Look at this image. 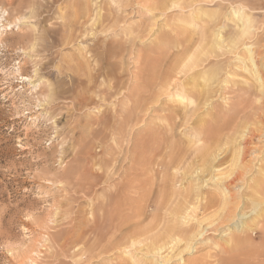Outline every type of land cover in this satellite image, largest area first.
Here are the masks:
<instances>
[{"label": "rangeland", "instance_id": "rangeland-1", "mask_svg": "<svg viewBox=\"0 0 264 264\" xmlns=\"http://www.w3.org/2000/svg\"><path fill=\"white\" fill-rule=\"evenodd\" d=\"M149 1L0 0V22H12L0 23V264H163L133 240L156 222L179 227L172 211L198 182L183 173L195 167L199 147L211 132H222L224 144L236 124L264 125V94L246 69L245 48L252 45L264 75V0H199L170 10ZM233 7L249 17L245 34L236 36L226 17ZM184 54L202 61L181 79L186 93L203 86L206 70L219 69L210 105L197 98L186 108L176 93L152 100L161 75ZM261 157L253 183L263 175ZM217 165L230 168L231 157ZM205 184L215 195L227 187ZM205 214L214 212L198 217ZM233 226L195 239L164 264H181L179 256L264 264V219L246 232Z\"/></svg>", "mask_w": 264, "mask_h": 264}, {"label": "bare ground", "instance_id": "bare-ground-1", "mask_svg": "<svg viewBox=\"0 0 264 264\" xmlns=\"http://www.w3.org/2000/svg\"><path fill=\"white\" fill-rule=\"evenodd\" d=\"M196 1L199 0H150L149 2L151 6H154L156 8L170 10L172 8L183 7L186 4L193 5ZM5 13L6 11H4V15ZM98 15L100 17V20H102V14L100 11H98ZM93 16V21H95L97 14H94ZM226 17H229V20H233L236 27L239 28V32L236 34V36H238L240 33L245 34L248 32L249 27L247 22L249 21V17L244 14L243 8L233 7ZM11 24L12 22L8 24L3 22L1 23V26H10ZM224 25L225 24H223V26ZM222 32V30H219L217 32V36L219 40L224 42L226 41V39H224V35H222ZM231 40L233 42L235 41V39ZM32 44L34 45V43ZM251 47L252 45L250 44L245 47L250 55L249 59L251 63V65L249 64V67H247L246 69L254 76V78L259 81L257 85L258 87H260L261 94H264V75L261 72L259 65L257 64V59L253 53L254 50L252 51ZM101 58L102 57L98 55V61ZM199 60L200 59L198 57H191L188 54L180 55L179 58L174 60L170 68L163 75H161V82L160 84H158L159 88L155 93L152 94V100L157 102L160 100V98H162L161 96L164 94L166 95L168 93L170 95L172 93H176V95L181 98V103L189 109H191L190 105H193L195 104V102H197V98L199 100H201V98H204V103L206 102L207 104L212 102V100H214V96L219 93V91H215V88L213 89L212 87V84L216 82V76L219 75V69H217L218 71L213 69L209 71L206 70L208 76L203 77V86L201 88H199L198 86L199 89L196 90H192V87L188 93H186L188 90L183 86L184 81L181 80L182 78L185 80V77L186 79H190V75L186 76V74H189L192 71L191 69H193L194 67L201 66L200 64H202V61ZM26 77L29 78V80L31 79L28 76ZM223 100L226 101V97H223ZM258 122L259 121H257L255 118L251 123L245 121V123L240 125L233 124V127L229 125L230 127H232V133L226 136V141L224 140V144V137L221 136L222 132H211L207 136V138L209 137V142L205 146H202V148L199 147L200 153L198 152L197 155L198 157L200 156V158H197L198 161L196 160L197 163L195 167L190 165L188 169H184L183 176L187 175L188 173H196L197 178L195 179H197L198 182L194 183L195 185L193 184L185 188L184 191L180 192L177 197V206H172L173 219L175 220L176 216H180L182 218V221H180L179 223V227H176V225L178 224L176 220L175 222H173L172 226L169 225L168 227H165L163 229L160 228L161 224L159 222H156L154 226L152 225V228H150L148 231H145L144 233L139 232V236H137L136 234L137 237L134 238V240L132 239L133 243H145L146 247L155 252L159 259L161 258V261L165 263L166 261L172 259L173 256L181 255L186 249H191L192 242L195 239L196 241L199 239H203L205 238V236H207V234H210L212 232L217 233V231L219 230L220 232H225L226 230L225 234H228L232 223L234 225L232 227V230H243L244 232H246V230L248 231L256 224H258L260 217L264 219V168H261L262 170L260 171V175H263L256 180L257 183L255 181L254 183L250 181V176L253 174L252 172H254V167L259 159L262 158L261 156L264 152V125L259 124ZM202 134L203 132L198 136L201 138V136L205 135V133L203 135ZM258 142L262 143V145L258 144ZM258 145H260V147L262 148L258 147ZM228 157H231L232 160L231 167L224 170L217 169L220 167V164L217 165V163L221 160L228 159ZM186 160V157L179 159V161H177L178 166L184 167L186 165ZM172 162L173 160H169L165 165H170ZM211 179H215V181L223 180L227 185L226 189H224L223 191H226H222L220 195L206 192V190L204 189V187H206L205 182H208ZM231 188L235 189L237 193H231ZM163 195L165 196V194ZM166 199L167 198H165V200ZM164 205H166L165 202ZM247 208H249V210H246ZM200 212L202 214L206 212H208V214L214 212V215L209 214L208 216L205 214L207 217L204 216L205 218L203 217V219H201L198 217L200 215ZM248 213L255 214L253 217L254 221L252 220V224H249L250 222L247 221V218L249 217ZM141 236L144 238H142ZM238 237L239 235L237 236V238ZM241 237H239V239ZM241 239H243V237ZM238 241L236 240V242ZM91 250L92 249H90L89 252ZM81 253L83 254V252ZM179 258L182 259L181 264L188 263V261H185L183 257L179 256ZM199 262H189L188 264H201Z\"/></svg>", "mask_w": 264, "mask_h": 264}]
</instances>
